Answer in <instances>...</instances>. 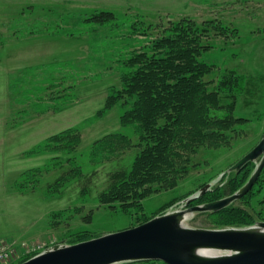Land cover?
Wrapping results in <instances>:
<instances>
[{
  "label": "rangeland",
  "instance_id": "obj_1",
  "mask_svg": "<svg viewBox=\"0 0 264 264\" xmlns=\"http://www.w3.org/2000/svg\"><path fill=\"white\" fill-rule=\"evenodd\" d=\"M182 19L204 33L202 43L209 46L200 58L213 64L207 79L217 80L223 71L244 77L233 109L243 120L228 143L201 147L173 186L149 189L140 207L102 202L103 193L128 177L140 150L134 126L121 123L125 107H106L121 62ZM142 27L150 33L140 34ZM0 97L13 123L14 189L12 224L1 238L26 243L12 264L61 240L136 226L181 206L209 181H215L212 187L187 207L214 201L241 187L259 161L225 173L264 133V0H0ZM58 133L60 139L48 141ZM113 133L129 144L109 146L103 138ZM229 206L244 209L252 223L264 221V166L252 188ZM218 212H193L185 224L243 226L220 223Z\"/></svg>",
  "mask_w": 264,
  "mask_h": 264
},
{
  "label": "trees",
  "instance_id": "obj_2",
  "mask_svg": "<svg viewBox=\"0 0 264 264\" xmlns=\"http://www.w3.org/2000/svg\"><path fill=\"white\" fill-rule=\"evenodd\" d=\"M142 28L140 34L150 33L148 27ZM203 35L189 19L168 23L154 39L132 49L122 60L119 84L110 88L106 107L118 102L125 107L121 123L134 126L140 150L128 177L110 188L113 192L103 193L102 202L126 205L134 201L140 207L149 189L173 186L201 147L226 144L231 132H237L234 125L243 118L235 117L233 109L244 89V77L229 71L221 72L217 80L205 77L213 64L200 58L209 46L202 43ZM60 134L48 141L60 139ZM104 139H110L109 146L130 142L118 133ZM241 179L236 177L231 186L236 187ZM215 214H222L219 222L224 224L252 223L251 216L237 207L228 206Z\"/></svg>",
  "mask_w": 264,
  "mask_h": 264
},
{
  "label": "water",
  "instance_id": "obj_3",
  "mask_svg": "<svg viewBox=\"0 0 264 264\" xmlns=\"http://www.w3.org/2000/svg\"><path fill=\"white\" fill-rule=\"evenodd\" d=\"M256 160L247 180L227 196L187 207L212 187L215 181H209L183 198L181 206H170L136 226L74 243L61 240L17 264H120L147 259L167 264H264V221L218 228L185 224L193 212H218L252 188L264 166V133L225 173L239 172Z\"/></svg>",
  "mask_w": 264,
  "mask_h": 264
},
{
  "label": "crops",
  "instance_id": "obj_4",
  "mask_svg": "<svg viewBox=\"0 0 264 264\" xmlns=\"http://www.w3.org/2000/svg\"><path fill=\"white\" fill-rule=\"evenodd\" d=\"M9 116L0 97V238L10 230L13 213V123L11 114ZM17 192L23 194L22 189H17Z\"/></svg>",
  "mask_w": 264,
  "mask_h": 264
},
{
  "label": "built area",
  "instance_id": "obj_5",
  "mask_svg": "<svg viewBox=\"0 0 264 264\" xmlns=\"http://www.w3.org/2000/svg\"><path fill=\"white\" fill-rule=\"evenodd\" d=\"M25 248V242L18 244L16 241L0 238V264H12L14 255H17L19 252L24 253Z\"/></svg>",
  "mask_w": 264,
  "mask_h": 264
},
{
  "label": "flooded vegetation",
  "instance_id": "obj_6",
  "mask_svg": "<svg viewBox=\"0 0 264 264\" xmlns=\"http://www.w3.org/2000/svg\"><path fill=\"white\" fill-rule=\"evenodd\" d=\"M247 164H248V163H247ZM247 164H246L244 167H246V166H247ZM244 167H243V168H244ZM243 168H242L241 170H243ZM241 170H240V171H241ZM240 171H239V172H240ZM237 173H238V172H237Z\"/></svg>",
  "mask_w": 264,
  "mask_h": 264
}]
</instances>
